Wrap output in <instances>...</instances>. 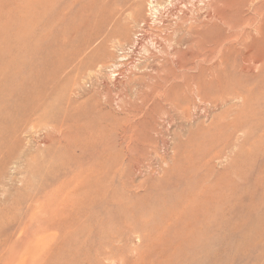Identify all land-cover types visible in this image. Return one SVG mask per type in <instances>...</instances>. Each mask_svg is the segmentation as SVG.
<instances>
[{
    "label": "rangeland",
    "instance_id": "374dc122",
    "mask_svg": "<svg viewBox=\"0 0 264 264\" xmlns=\"http://www.w3.org/2000/svg\"><path fill=\"white\" fill-rule=\"evenodd\" d=\"M250 1L241 31L256 36L264 0ZM152 2L44 0L22 31L0 12V264H264V65L244 73L235 54L222 75L247 96L221 105V57L195 47L206 94L185 93L172 32L137 25ZM186 3L184 30H213L225 0ZM213 198L224 237H172Z\"/></svg>",
    "mask_w": 264,
    "mask_h": 264
},
{
    "label": "bare ground",
    "instance_id": "6f19581e",
    "mask_svg": "<svg viewBox=\"0 0 264 264\" xmlns=\"http://www.w3.org/2000/svg\"><path fill=\"white\" fill-rule=\"evenodd\" d=\"M43 1L44 0H0V12H3L2 10L5 7H8L12 4L11 6H14V9H13L14 13L19 12L18 13L19 15L13 17L14 23L10 26V28L22 31V30H25L26 28L28 29L29 27H33L31 25L35 22L36 19H38L40 17L39 13L43 8V6H42ZM248 2H251V1L250 0H244V1L243 0H228V1L225 0V3L223 5H221L222 4V2H221L220 8L218 9V12H217V15L215 14L216 20H214V21H216V24H215V28H213V30L212 29L208 30L207 28H204V26H201V25L200 26L197 25L195 28L189 27V28L184 30V24L186 23L187 16H186V11H184L183 8H186V6H187L186 0H153V2L149 5L150 9L145 14H143L144 16H142L143 12L141 13V11H138L140 14L139 15L140 20H139V23L137 25L139 26V29L141 30V32H143L144 34L149 33V31L150 32L159 31L161 33H167L168 31L172 32V35H170V41L172 42L171 47H170L171 48L170 49V56L173 57V59H172L173 61H177L178 65H180L181 68H183L185 71L187 70V72H186L187 79H185V80H186V83H188V84H186V83L185 84H186V87H188L187 89L189 90V92H186V91H184V92L190 93V94H196L198 97H200V99L202 98V96L204 94H206V89L203 85L202 79L204 78L203 77L205 74L204 72H206L205 70H207V69L204 68L205 66L203 67V60H202L203 58L201 59V56L202 55L204 56L205 54L200 53V54H202V55H200V54H198L199 52L196 53L195 51H193V49L195 50V47H196V50H197V48L200 50V48H203L206 44L213 45L214 48L216 49L215 51L216 52L218 51V53H219L218 55L221 57V60H219L220 64L218 66L219 67V69H218V73H219L218 74V78H219L218 81L219 82L216 83V81H215L214 83L219 84L222 96H219L220 98H218V101H216V102H220L221 105L222 104L225 105L226 103H229L231 97L233 99H244L247 96V94L245 96L244 94H242L243 92L242 93L236 92V90L234 88L228 86V84H226L227 81H225V78L222 75L223 73L225 74V72L227 71L228 65H231V68L233 70H236L235 66L238 64V62H237L238 59L236 60V56H235V59H233V56L235 54L240 56V59H239L240 60L239 62H241L240 63V69L244 73L247 72L250 74V72L254 71L252 69V68H254V66L264 65V26L263 27L261 26V27H258L255 29V31L257 33L256 34L257 38H255L256 36L253 35V33H252L253 31L252 32L249 30L247 31L246 28H245V30H243V32L241 31V29H243L247 24H250L249 21L252 19V17H249L250 19L246 18L242 12L243 7L246 6V4ZM257 8H260V7L258 6ZM260 9H259V11L262 10V9L261 10ZM255 10H256V8H255ZM256 11H258V9ZM260 17H261V15H260ZM261 20H262V18H261ZM37 22H36V24H37ZM167 23H170V27H168V28L166 27ZM253 26H251V28ZM247 29H248V27H247ZM199 50H197V51H199ZM203 51H205L204 48H203ZM122 58H121L122 61L126 60L125 57H122ZM215 58H218V57H215ZM218 59H220V58H218ZM192 61H195L192 64L193 66L191 65ZM205 61L206 60L204 59V62ZM249 61H251V63ZM174 67H175V65H174ZM179 68H178L177 72L173 71V70L172 71L175 72L176 74H178ZM209 69H211V68H209ZM212 69H215V67ZM190 71H198L199 74L196 76H192V75L190 76L189 75ZM208 71H211V70H208ZM213 72H214V70H213ZM191 73H193V72H191ZM254 73H255V71H254ZM178 75H180V74H178ZM229 75H227V76H229ZM252 75H254V74H252ZM205 76H206V74H205ZM179 77H178V79H179ZM245 77H246V75H245ZM173 78H174L173 81L176 80L175 76H173ZM242 79H244V78H242ZM230 80H232V79L230 78ZM164 81L166 82L167 80H164ZM248 81L250 82L251 80H248ZM204 82H207V81H204ZM228 82H229V80H228ZM234 83H235V81H234ZM239 83H241V82H239ZM185 84H182L184 86L182 88H185ZM216 84H215V86H216ZM207 85L209 86V84H207ZM174 86L177 87L178 85L177 86L174 85ZM178 88H179V86H178ZM208 88L209 87H207V89ZM214 89H215V87H214ZM218 92H220V91H218ZM260 94H262V92ZM204 103L205 102H203V101L199 102V104H201V105ZM174 104L175 103H173V105ZM206 104H208V103H206ZM236 115H239V113ZM236 119H237V116H236ZM230 121H231L230 125H232V127L237 126L235 118L233 120H230ZM235 129L238 130V128H235ZM216 201H217V199L213 198V199H210V202L207 205L205 203L201 207L190 206L186 211L184 210L185 212L181 215L183 218L179 219V220H183V222H182L183 226L176 225L175 227H173V229H175L176 227H179V229L173 231L174 235L171 232L172 237H174V236H175L174 238L179 237V239L183 238L185 241H189L188 244H190L191 241L194 242L196 239L203 240V239H207V238L208 239L214 238L215 241H218L220 239V237H222L226 231H229L233 227H231V225L229 226L227 224V221H226V219L228 218L227 213L224 209L220 208V204L216 205V203H215ZM191 205H193V204H191ZM162 226H163V224H162ZM164 230H165L166 234L169 235V237H171L170 236V230H172V229H170V224H168L167 227L164 228ZM239 230H240V228H239ZM162 232H164V231H162ZM231 233H232V231H231ZM238 233H239V231H238ZM228 240H230V239H228ZM235 241H236V239L233 241V243ZM167 243H168V241H167ZM236 243H237V241H236ZM204 244H208V243L205 242ZM213 246H215V245H213ZM192 247H193V245H192ZM192 247L189 246V248H191V249H192ZM223 248H224V246H223ZM207 249H208V247H207ZM195 251H197V250H195ZM203 253L204 252H202V254ZM213 253H215V252H213ZM217 254H215L216 257H217ZM211 255L213 256L214 254H211ZM216 257L215 258L213 257L214 260L216 259ZM192 259H193V257H192ZM195 261H196V259H195Z\"/></svg>",
    "mask_w": 264,
    "mask_h": 264
}]
</instances>
